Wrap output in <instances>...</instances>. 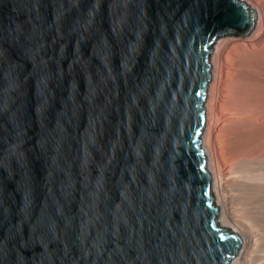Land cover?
Wrapping results in <instances>:
<instances>
[{"label":"water","instance_id":"95a60500","mask_svg":"<svg viewBox=\"0 0 264 264\" xmlns=\"http://www.w3.org/2000/svg\"><path fill=\"white\" fill-rule=\"evenodd\" d=\"M244 0H0V264H234L204 145Z\"/></svg>","mask_w":264,"mask_h":264},{"label":"bare ground","instance_id":"6f19581e","mask_svg":"<svg viewBox=\"0 0 264 264\" xmlns=\"http://www.w3.org/2000/svg\"><path fill=\"white\" fill-rule=\"evenodd\" d=\"M244 1L258 13L256 25L258 28L254 33L253 41L256 45L253 46L264 51V0ZM221 42H218L212 54L213 77L206 101L208 120L204 145L213 173L214 194L220 205V223L239 231L243 236V244L234 258V264H264V109L260 107L263 100L254 101L255 103L252 101V107L248 104L252 108L248 116L244 106L247 104L243 103L244 99L240 94L236 96L238 99H234L235 97L231 101L228 99L226 93L228 66L224 52L221 48L219 49ZM245 49L248 48L245 47ZM253 56L255 58L256 55ZM253 70L254 68L251 69ZM248 73L247 75L252 77L256 84L253 86V82V84L249 83L252 85L250 88L254 87L253 90L256 91L260 89L261 92L259 86H262L264 82V72L263 77H261L262 73H259L260 76ZM242 85L241 83L240 86ZM240 86L237 84L236 89ZM263 88L264 86L262 90ZM249 121L252 123L251 127L247 125L249 128H244L246 122L250 123Z\"/></svg>","mask_w":264,"mask_h":264},{"label":"rangeland","instance_id":"374dc122","mask_svg":"<svg viewBox=\"0 0 264 264\" xmlns=\"http://www.w3.org/2000/svg\"><path fill=\"white\" fill-rule=\"evenodd\" d=\"M251 4L254 5V3H251ZM257 28H258V26H257ZM257 28H256V30H254L253 35L251 34L248 37L247 36L244 37V36H240V35L230 34V35H226L225 37H223L222 38L223 40H221V39L218 40V42L219 41H222L220 43L219 49L221 48V51L224 52V57L226 59V63H227V66H228V68H227L228 69V71H227V86H226V88H227V90H226L227 97L231 101L234 97H235L234 99H238V97H236V96L237 95L239 96V94H240V96H242L243 99H244L243 103L244 104H247V105H244V106H246L245 113L247 112L246 115H248V116H250V113L252 112V110H251L252 109L251 108L252 107V105H251L252 101H253V103H255L254 101H261V100H263V101H261L262 103L260 104V107L262 109H264V106H263L264 105V95H263L264 94V88L262 90V87L264 86V82H263L262 86H259V88H261V92L263 91L262 94H261L260 89H259V91H256V90H253L254 87L253 88H250L252 85H249V83L251 84L253 82L254 83L253 86H255L256 84L252 80V77H250L249 75H247L248 72L250 73V75H252V74L258 75L259 73L260 74L262 73L261 74V77H263V72H264V69H263L264 68V54H263V52L264 51L261 50V49H259L257 46L256 47L253 46V45H256L253 41H254V38H255V34L254 33L257 31ZM218 42L216 43V45L218 44ZM251 42H253L254 44L251 43ZM246 44H248V46ZM244 46L247 47L248 49L246 50ZM255 48H257V49H255ZM249 49H251L252 52H250L251 50H249ZM257 50H259L260 52L257 51ZM255 52H257L259 54H256ZM261 52H262V54H260ZM251 54H253V55L255 54L257 57L255 56V58H253L254 56L251 55ZM258 56H259V58H258ZM244 58H246V59H244ZM240 59H242L243 62L242 61L240 62ZM242 64H243V66H242ZM253 66H255V67H253ZM253 68H254V70L251 71V69H253ZM259 68H261V70ZM246 70L248 72H246ZM258 70H259V72H258ZM243 71L246 72V73L244 72L245 75L243 74ZM252 72H254V73H252ZM260 74L258 76H260ZM238 81H240L243 84L242 87L240 86L241 83L238 82ZM236 82H238V83H236ZM243 82L248 83V85L247 86H246V84L244 85ZM237 84H239L240 87L236 89V85ZM248 87L250 88V90H249ZM257 87H258V85H257ZM240 91H242V93ZM242 94H244L245 96H243ZM261 97H263V98L261 99ZM253 98H256V99L253 100ZM248 101H250V103H248ZM248 104H250L251 107H250V105L248 106ZM250 110H251V112H249ZM246 123L247 124L244 126V128L251 127L250 126V125H252L251 122H250L251 124L250 123L248 124V122H246ZM247 125L249 127H247Z\"/></svg>","mask_w":264,"mask_h":264}]
</instances>
